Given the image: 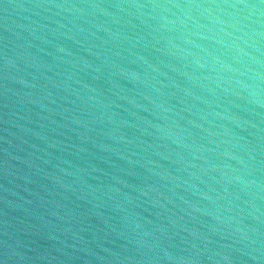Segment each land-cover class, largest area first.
Instances as JSON below:
<instances>
[{"label":"water","instance_id":"obj_1","mask_svg":"<svg viewBox=\"0 0 264 264\" xmlns=\"http://www.w3.org/2000/svg\"><path fill=\"white\" fill-rule=\"evenodd\" d=\"M0 264H264V0H0Z\"/></svg>","mask_w":264,"mask_h":264}]
</instances>
